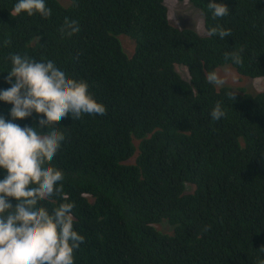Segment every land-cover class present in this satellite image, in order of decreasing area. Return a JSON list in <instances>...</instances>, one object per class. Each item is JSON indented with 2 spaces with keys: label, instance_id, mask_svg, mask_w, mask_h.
<instances>
[{
  "label": "trees",
  "instance_id": "16d2710c",
  "mask_svg": "<svg viewBox=\"0 0 264 264\" xmlns=\"http://www.w3.org/2000/svg\"><path fill=\"white\" fill-rule=\"evenodd\" d=\"M176 1L201 12L202 32L172 19L166 0H45L46 19L0 0V90L10 56L27 55L85 81L106 108L59 122L52 165L67 199L41 202L74 203L85 237L74 264L264 261V91L206 80L229 68L240 81L264 78V0ZM209 2L229 15L213 18ZM65 18L79 24L72 36L61 35ZM217 26L231 36L207 35ZM233 52L242 63L226 58ZM217 102L225 116L214 120ZM11 107L0 102V116L10 120Z\"/></svg>",
  "mask_w": 264,
  "mask_h": 264
},
{
  "label": "clouds",
  "instance_id": "9594fccd",
  "mask_svg": "<svg viewBox=\"0 0 264 264\" xmlns=\"http://www.w3.org/2000/svg\"><path fill=\"white\" fill-rule=\"evenodd\" d=\"M213 18L229 15L224 3L209 2ZM12 14L43 18L51 16L45 0H17ZM79 24L65 18L61 35L72 36ZM207 35L231 36L230 30L219 26L207 30ZM233 63H242L237 52L226 53ZM11 69L5 82L10 85L0 90V102L12 105L10 120L0 116V264H74V254L85 237L74 230V203L63 202L49 210L41 202L63 193V170L52 165L65 136L57 131L60 121L83 114H106L83 80L70 78L51 61H36L27 55L10 56ZM209 84L223 86L225 80L217 71L206 73ZM235 100V93H231ZM35 113L38 127H21L15 121L26 120ZM225 116L217 102L211 112L214 120ZM47 129L42 133L40 129ZM51 129V131H49ZM264 251V246L260 247ZM264 264V261L261 262Z\"/></svg>",
  "mask_w": 264,
  "mask_h": 264
},
{
  "label": "rangeland",
  "instance_id": "374dc122",
  "mask_svg": "<svg viewBox=\"0 0 264 264\" xmlns=\"http://www.w3.org/2000/svg\"><path fill=\"white\" fill-rule=\"evenodd\" d=\"M166 3L170 7V16L172 19L179 22L182 21V24H186L187 22L190 26L196 27L198 31H203L204 17L200 11H198L197 9L193 10L185 6H182L181 9L175 8L179 5L176 4L178 3L176 0H166ZM220 76L225 80L226 84H229L235 88H237L238 86H244L245 90H247V92L249 93L264 91V78L258 80L247 79L244 81H240L237 74L231 68L220 73Z\"/></svg>",
  "mask_w": 264,
  "mask_h": 264
}]
</instances>
